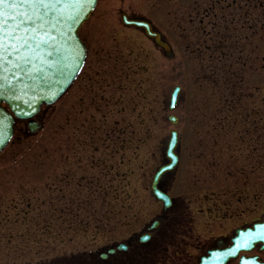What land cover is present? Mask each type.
<instances>
[{"label": "rangeland", "instance_id": "1", "mask_svg": "<svg viewBox=\"0 0 264 264\" xmlns=\"http://www.w3.org/2000/svg\"><path fill=\"white\" fill-rule=\"evenodd\" d=\"M166 4V9H158L159 0H99L96 4L80 30L82 36L90 32L89 76H94L100 53L108 59L103 68L111 65L115 53L113 57L131 59L133 88L128 95L118 91V115L111 116L97 110L93 84L82 96L94 120L89 121L87 113L69 126L65 105L70 94H75L74 87L58 101L52 115L49 111L45 117L40 114L47 123L34 141L17 157L0 159V163L9 162L0 168V211L11 212V218L2 221L14 227L17 213L22 217L20 251L14 245L7 251L0 247V259L17 254L23 263L49 261L54 253L79 254L139 229L160 212L161 204L149 186L165 162L163 151L172 130L180 133L182 162L164 189L172 196L182 195L178 199L187 202L186 210H193L197 233L204 228L196 223L201 217L210 218L208 230L219 234L264 212V166H244L238 145L236 150L227 148L233 132L229 135L223 130L227 123L223 124L222 114L216 112L220 121L215 115L210 117L219 108L208 106L221 103L225 94L223 66L215 63L216 82L214 74L209 76L214 70L207 55L197 57L190 44L178 45L174 27L168 26L172 16L166 14L172 5ZM134 6L168 32L173 60L158 52L144 35L123 27L117 8ZM215 32L222 33V27L216 26ZM216 53L221 57V52ZM175 86H183L180 106L172 113L181 119L177 126L166 118ZM99 123L102 136L91 137ZM11 234L6 239H13Z\"/></svg>", "mask_w": 264, "mask_h": 264}, {"label": "flooded vegetation", "instance_id": "2", "mask_svg": "<svg viewBox=\"0 0 264 264\" xmlns=\"http://www.w3.org/2000/svg\"><path fill=\"white\" fill-rule=\"evenodd\" d=\"M166 3L172 5L173 10H169L166 14L172 16L168 26L174 27L171 30L175 32L179 40L178 45H182L183 42L190 44L192 53H195L197 57L207 55L214 70V73L210 72L209 76L214 74L217 77L216 82L219 80V73H215V63L220 62L223 66L225 94L220 100L221 103L217 101L216 104L208 107L219 108L211 111L210 117L215 115L220 121L216 112L221 113L223 124L227 123L223 130H228L229 135L233 132L227 142V148L236 150L235 147L238 145L244 166L263 168L264 0H159L158 9L161 7L166 9ZM122 11L131 19L146 17V14L138 10L137 6L117 8L118 14ZM216 26L222 27V33H214ZM162 32L170 40L168 32L164 30ZM87 33L90 34L87 31L86 35L82 36L88 47L86 64L69 91L70 93L74 87H77L75 94H70V99L65 105L66 122L69 126H74L87 113L91 114L89 121L94 120V115L86 108L82 96L87 88H93V84L97 86L93 88L96 90L97 110H102L111 116L118 115V91L122 90V95H128L133 88V66L131 59L126 56H121L120 59L113 57L114 53L110 58L111 65L103 68L105 60L108 59L100 53L95 60L98 66L92 74L94 76H89L90 50ZM221 36L223 39L219 40ZM145 39L153 45L151 40L146 37ZM156 50L166 56L164 49L157 47ZM216 51L222 53V58L217 56ZM173 57L171 52L169 59L173 60ZM198 72L201 73L199 70ZM232 82L235 85H232ZM46 112L48 108L42 109L43 117L46 116ZM53 113L51 111L50 115ZM231 121L237 122V125L231 124ZM38 122L45 123L41 115L38 116ZM100 126L99 123L98 131L92 133L91 137L102 136ZM80 134L85 135V132ZM34 135L28 120L18 121L14 139L1 157H6L7 160L17 157ZM8 164L9 162H2L0 168ZM100 175L95 174L96 177ZM178 205L183 210L180 215L158 212L150 221L145 222L141 228L131 232L126 238L90 251L84 250L79 254L63 256L65 264H77L76 258L84 256H90L92 264H264V239L250 238L249 247H244L247 244L245 236L241 238V248L235 256L229 251L235 243V230L240 228L245 230L261 222L264 212L219 234L210 233L208 230L212 224L210 218L201 217V220L196 223L202 224L204 228L202 233H197L195 230L198 227L194 222L197 220L193 213L184 210L181 203ZM2 213L5 216H1ZM10 218L11 212L0 211V225L3 224L2 227L0 226V247L6 250L8 246L14 245L15 251L17 249L20 251L18 240L22 223L19 219L22 217L17 213L14 227L10 226L12 223L2 221ZM157 222L159 227L155 228ZM12 231L14 238L6 239L7 236H13ZM142 235H149L152 238L144 241L141 239ZM0 264L24 263L20 255L16 254L11 259H0Z\"/></svg>", "mask_w": 264, "mask_h": 264}, {"label": "water", "instance_id": "3", "mask_svg": "<svg viewBox=\"0 0 264 264\" xmlns=\"http://www.w3.org/2000/svg\"><path fill=\"white\" fill-rule=\"evenodd\" d=\"M96 3L97 0H93L92 3L86 4L79 15L74 17L75 22L69 21L65 17H46L49 25H56L55 29L50 26L42 30L38 29L41 31V37L35 41H30L19 55L6 54V62L0 64V85H4L0 88V129L7 131L9 137L13 133L16 118H29L38 112L42 104L50 105L55 102L65 93L78 75L86 53L85 45L78 37V31L88 19ZM124 22L128 26L144 27L149 37L153 38L158 45L165 47L159 34L152 31L150 24L134 22L125 18ZM15 23L10 22L8 27L12 28ZM36 23L35 21H32L31 24L26 23L25 27L30 29L31 25ZM42 41H46V43ZM37 43L40 45L39 48L36 47ZM20 57H25L29 63L24 64ZM77 59H80L82 63L78 66L79 70L73 72L71 66H75ZM17 64L20 65L19 68L15 67ZM49 76L51 78L48 79ZM53 92L56 95H51ZM178 93L179 89H176L170 109H174L176 106ZM3 103L9 107L11 112L2 106ZM170 121L174 124L177 123L175 117H170ZM177 147L178 133L172 131L167 143V155L169 156L171 153L169 156L171 160L158 169L155 175L158 181L164 173L175 169L178 162ZM169 164L171 167H167ZM151 187L155 194V180H153Z\"/></svg>", "mask_w": 264, "mask_h": 264}, {"label": "snow or ice", "instance_id": "4", "mask_svg": "<svg viewBox=\"0 0 264 264\" xmlns=\"http://www.w3.org/2000/svg\"><path fill=\"white\" fill-rule=\"evenodd\" d=\"M93 0H0V64L6 62L7 56L11 54L19 55L30 43L41 37V31L46 27L55 29L56 25L51 24L46 17L59 16L65 17L67 20L75 22L74 17L79 15V12L83 10L86 4L92 3ZM71 11H68V10ZM32 21L37 22L35 25H31L30 29L25 27L26 23L31 24ZM10 22H16L12 28L8 25ZM31 32V34H30ZM155 38V37H154ZM46 43V41H42ZM39 43L36 47L39 48ZM86 53L84 59H86ZM24 64H28L29 61L25 57H20ZM82 63L80 59H77L75 66L72 67V71L79 70V65ZM19 68L20 65H15ZM4 85H0V88ZM51 95H56L55 92ZM19 98V97H18ZM37 128L39 125H35ZM8 132L0 129V152H3V145L9 139ZM171 156V153H169ZM3 159V157H0ZM171 167V164L167 165ZM153 180L156 181V187L154 189L155 195L163 200L161 205L162 211L165 213L180 215L182 208L176 204L166 193L159 190L158 178L154 175ZM159 227L157 222L155 228ZM152 237L149 235H142L141 239L149 241ZM255 239H264V236L258 235ZM126 247V246H125ZM244 247H248L245 244ZM77 264H92L90 256L77 257ZM48 264H65L62 253H54L48 261Z\"/></svg>", "mask_w": 264, "mask_h": 264}, {"label": "bare ground", "instance_id": "5", "mask_svg": "<svg viewBox=\"0 0 264 264\" xmlns=\"http://www.w3.org/2000/svg\"><path fill=\"white\" fill-rule=\"evenodd\" d=\"M47 78L49 79V78H51V77L49 76V77H47ZM57 83H58V82H57ZM182 207H183V206H182ZM183 208H184V207H183Z\"/></svg>", "mask_w": 264, "mask_h": 264}]
</instances>
